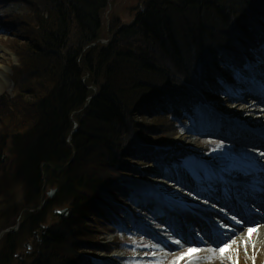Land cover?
Wrapping results in <instances>:
<instances>
[{"label": "trees", "instance_id": "obj_1", "mask_svg": "<svg viewBox=\"0 0 264 264\" xmlns=\"http://www.w3.org/2000/svg\"><path fill=\"white\" fill-rule=\"evenodd\" d=\"M140 2L133 23L113 22L104 39L111 0H0V31L18 60L14 96H0V233L21 217L0 242V264H94L123 249L101 238L117 234V204L132 193L117 181L142 175L137 155L158 156L142 144L171 145L175 118L217 98L219 80L234 82L220 54L244 66L264 46V0ZM57 208L69 209L66 219Z\"/></svg>", "mask_w": 264, "mask_h": 264}, {"label": "rangeland", "instance_id": "obj_2", "mask_svg": "<svg viewBox=\"0 0 264 264\" xmlns=\"http://www.w3.org/2000/svg\"><path fill=\"white\" fill-rule=\"evenodd\" d=\"M110 5V8L104 15L103 30L105 32H102L104 39V33H106V31L109 32L113 22H115V25L119 26L130 25L135 20L137 12L143 11V5L140 0H112ZM7 12L22 14L25 12V9L21 8L19 5H11L7 9ZM7 36L8 35H5L2 31H0V96L6 95L12 98L14 96V84L10 78L12 75L11 66L17 65L18 60L15 58V55L10 53L11 51L9 52V48L6 46L7 43H9L12 39ZM228 64L231 63L228 62ZM260 64L261 63L257 64V71L264 74V69ZM243 86H245L244 82H238L236 86H228L225 93H232ZM225 93L223 94V97L220 100H217V102L213 103L211 107H202L199 110H194L197 120L195 119V122L189 121V124L186 128L181 127V130L183 131L182 135L172 139L173 143L170 145V149L167 150V153H163L159 157L163 160L166 159L165 163L157 164L153 160H147L143 157L132 162L134 166L138 168V171L143 173V176L140 180L150 182L154 185L159 183L166 184L167 180L165 177L160 179H150L147 175L149 169L151 167H158L161 172L165 173L167 170H171L170 165H177L180 160L186 159L188 156L198 155L206 157L219 154V156H216L218 163L221 164V166L217 169V173L219 174H223L221 169L229 167L231 168L230 162L228 161L230 157L243 158L240 155V152L243 151L242 148L233 147V145H227L226 142L224 144V142L213 135L211 131L204 130L202 126H204L206 123L200 121L204 120V116H208L211 119V123L208 124L211 126L217 116H219L222 112L224 113V111H228V106L235 108L229 119H240V116L243 115L244 109L248 110L250 107H252L249 105V101L240 102L238 100H234L232 94L226 95ZM255 105L256 107L252 108L253 110L252 113H250V117L264 115V106L256 103ZM165 115L170 118L174 117V115L170 112H166ZM221 118L225 120L228 119V117L224 116L223 114ZM188 120V118H184L183 120H179L177 123L182 124L181 122L185 123ZM151 121V117L139 119V122H144L146 125H149ZM242 123L250 128H258L256 123H252L249 120L242 121ZM77 128L78 124L75 122L73 130ZM190 144L193 145V148L188 147ZM214 149L216 151H214ZM259 153L260 152H255V155L260 157ZM223 156H225L226 159L222 158ZM240 171L241 169L238 166L235 170L231 169L230 173L238 174ZM170 174L176 175L179 179L180 177H183L181 169L178 167V165L175 169V173L170 172ZM126 181L129 180L126 179ZM216 181L218 182V179ZM52 190L53 189L49 191ZM155 208L156 207L154 206L153 201L146 203L143 197L133 196L129 205H127V212L122 214V218L120 220L122 227L119 228L117 235H119V238L123 241L128 243L131 242L133 245V248L127 246V249H130L129 252L134 254L132 256L135 258L133 261L135 264H239L233 261V259L229 261V256L231 255L229 250L230 248H234L236 243L232 244L230 241L229 243L231 246L225 247L223 256H221L219 248L217 245L215 246V243H212L210 246H204L200 243L201 240L199 236H202V234L209 235V232L206 226L198 227L196 225L197 219L195 220L190 218L187 213H181L177 208H174L177 210V214H172L170 211L158 208L161 213L158 216L155 214L158 209L155 210ZM45 225H51V223L47 221ZM248 226L254 228L256 225L251 224L247 225L246 227ZM180 227L181 230L178 234H174L171 231L176 229L178 232ZM196 229H201L202 233L198 234ZM246 233V231H239V238H241V236H245ZM103 237L108 240L106 243H109L113 240V237L109 235L106 237L104 235ZM235 238V236H232V239L236 241L237 239ZM175 240H180L183 247L174 243ZM185 240H190L192 243L187 244L185 243ZM153 245H155V247H152ZM256 245L257 244H255L253 247L256 248ZM22 246L23 249L19 250V255L17 258L19 261L25 256V248L24 245ZM221 247L224 246L221 245ZM189 249H191V251H189ZM207 250H211L213 253H210V251ZM252 252L254 257H257V253L259 251L256 252V250L253 249ZM262 252V255L259 256V263H261L263 258L262 262L264 264V248ZM152 253H155V255H152ZM208 253L210 256H205ZM117 255L120 259H123L125 256L124 253L121 252ZM242 255L244 254L241 253V256ZM100 256L101 255H98L94 258V260L99 259ZM117 263L118 262L115 261L112 264Z\"/></svg>", "mask_w": 264, "mask_h": 264}, {"label": "bare ground", "instance_id": "obj_3", "mask_svg": "<svg viewBox=\"0 0 264 264\" xmlns=\"http://www.w3.org/2000/svg\"><path fill=\"white\" fill-rule=\"evenodd\" d=\"M256 75L259 76V74H256ZM252 78L253 77L248 78V80H247L248 84H246L245 86L241 87L240 89L232 92V97L234 98V100H238L240 102L241 101H246V102L249 101V105L252 107H250L248 110L244 109L243 115L240 116L241 117L240 119L230 120L229 117L234 112L235 108L232 106H228L227 107L228 111H224V113L222 112L214 120V122L220 121L223 123L225 121V119L221 118L222 114L224 116L228 117V119H226L225 128L227 126H230V128L233 127V128H235V130L230 129V130H228L227 133H226V131L220 132V133H222V135L224 137L226 136L228 139L233 140L236 137V136L234 137L235 131H237V130L240 131L242 121H246V120H249L252 123H256L258 126V128L250 129L249 130L250 132L260 133L259 131H257V129L261 130V132H264V115H260L258 117H255V116L250 117V115H251L250 113H252V110H253L252 108L256 107L255 103L261 104V101H262L261 93L257 89V86L260 88V90H264V85H262V84H259V85L257 83L254 84L252 81H251V83H249V80ZM260 78L264 79L262 77H260ZM246 105H247V103H246ZM204 120H200V121H203L204 123H206L204 126H202L203 129L204 130H210L213 132V135L217 136V134L219 132L217 130V128L215 127V126H217V124H214L212 126V130H211V127L209 125L211 123V119L208 116H204ZM203 129H200V130H203ZM251 130H255V131H251ZM237 135H239V133H237ZM188 147L193 148V145L190 144ZM153 151H154V149L150 150V152H153ZM249 173L253 176L256 175V172L253 170H249ZM249 173H243V176L246 178V177H248ZM147 175L150 179L151 178L160 179L162 177H165V179L167 180V183L166 184L159 183L157 185H154V184H151L150 182H147V181H142V180H138V179H130L128 182H126V184L129 186L135 187L138 191L137 195H139L140 197L142 196L146 203L153 201L154 206L156 207L155 210L158 208H165V206H167L166 204L169 201L176 203L177 205H181L182 208L184 205H191V204H188L189 201H191L189 194L185 193V191H189V189H190L189 188V181H187L185 178L180 177V179L178 180L176 177H173L171 174H169L170 175L169 176V175L161 172L158 167H155V168L151 167L149 169ZM196 209L204 215L208 216L211 214V210L205 206V203L197 204ZM155 214L158 216L161 214L159 209ZM212 224H214V223L212 222ZM212 230L215 233H218L217 229L214 226H212ZM234 236L236 237L235 239H237V240H236L235 247L230 248V250H229V253H231V255L229 256V261H231L233 259V261H235L239 264H263V262H262L263 258L261 260V263H259V256L262 255V253H263L262 251L264 248V226H260L258 229L253 230V232L251 233V240L250 241H249V234L248 233H246L245 236H241V238H239L238 234H235ZM246 241H247V243H245ZM255 244H257L256 248L253 247V245H255ZM245 247H247V254H245ZM253 249L256 250V252L259 251L257 253V257H254V255H253V252H252ZM241 253L244 255L241 256ZM115 256L117 257L118 255L115 254ZM115 256H113V257L100 256V258L97 259L98 264L113 263V262H115V259H116Z\"/></svg>", "mask_w": 264, "mask_h": 264}, {"label": "snow or ice", "instance_id": "obj_4", "mask_svg": "<svg viewBox=\"0 0 264 264\" xmlns=\"http://www.w3.org/2000/svg\"><path fill=\"white\" fill-rule=\"evenodd\" d=\"M248 70H250V66H249L247 69H244V70H240V71H236V72H234V73H233V79L236 80V81H238V82H243V81L246 79V77H245V75H244V72H245V71H248ZM225 94H226V95H230V94H232V93H231V92H226ZM221 150H222V149H221ZM214 151H216V150L214 149ZM259 155H260V156H264V152H260ZM248 167H249V168H254L255 165L252 164V163H249V164H248ZM205 203H207V201H205ZM214 206H215V205H213V207H214ZM231 219H232L236 224H240V223H241V221H240L239 219H237L236 216H232ZM246 223L249 224V225H251V224H255L256 227H257V229L261 226V225H260V222H258V221H248V222H246ZM221 227L224 228L225 225H221ZM232 231H233V230H232L231 228H228V231H227V232H225V233H221V237H222V238L216 241V244H217V247L219 248V251H220V253H221V256H223L224 248H225V247H230V246H231V244L229 243L230 241H231L232 244L236 243V241L232 239V236L228 234V233H231ZM239 231H242V232H243V231H246V232L249 234V241L251 240V233L253 232V228H252L251 226H248V227H246V228H241ZM225 236H227V239H224V238H223V237H225ZM201 242H204V241H203V238H201ZM174 243H176L177 245H180L181 247H183V245L181 244V241H180V240H175ZM185 243H187V244H191L192 241H190V240H185ZM245 243H247V241H246ZM221 245H223L224 247H221ZM253 246H254V245H253ZM152 247H155V245H153ZM189 251H191V249H189ZM245 254H247V247H245ZM146 255H147V254H146ZM152 255H155V253H152ZM132 264H135V262H132Z\"/></svg>", "mask_w": 264, "mask_h": 264}, {"label": "water", "instance_id": "obj_5", "mask_svg": "<svg viewBox=\"0 0 264 264\" xmlns=\"http://www.w3.org/2000/svg\"><path fill=\"white\" fill-rule=\"evenodd\" d=\"M89 101H90V100H89ZM55 194H56V191L50 193V194H49V197H50V198H54V197H55ZM67 215H68V210H64V211H55V216L58 217V218H60V219H64V218H66ZM17 228H18V226H16L13 230H16ZM45 230H46V228H43V234H44ZM9 231H10V230H7V231H5V232H2V233L0 234V239L3 238L7 233H9ZM27 248H28V246H27Z\"/></svg>", "mask_w": 264, "mask_h": 264}]
</instances>
